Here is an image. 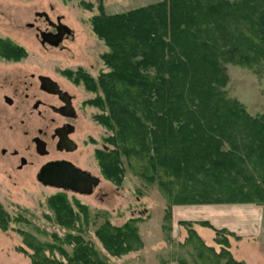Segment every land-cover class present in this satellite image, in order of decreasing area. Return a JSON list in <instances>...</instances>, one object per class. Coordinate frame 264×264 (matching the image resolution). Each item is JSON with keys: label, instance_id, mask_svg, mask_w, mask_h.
Returning <instances> with one entry per match:
<instances>
[{"label": "trees", "instance_id": "1", "mask_svg": "<svg viewBox=\"0 0 264 264\" xmlns=\"http://www.w3.org/2000/svg\"><path fill=\"white\" fill-rule=\"evenodd\" d=\"M91 27L107 47L101 54L106 69L88 86L101 92L95 104L107 145L96 156L104 177L119 184L128 168L169 201L167 215L175 204H264V111L250 114L225 88L227 64L264 71V0H157L100 11ZM25 54V47L0 36V57ZM47 204L46 218L65 233L38 240L19 229L30 252L18 249L31 264H109L81 235L89 223L85 205L76 201L74 208L63 192ZM27 219L0 203L1 229ZM138 221L104 219L94 233L119 256L140 246ZM200 223L213 228L218 250L182 222V245L197 247L179 264H245L229 251L230 232Z\"/></svg>", "mask_w": 264, "mask_h": 264}, {"label": "rangeland", "instance_id": "2", "mask_svg": "<svg viewBox=\"0 0 264 264\" xmlns=\"http://www.w3.org/2000/svg\"><path fill=\"white\" fill-rule=\"evenodd\" d=\"M155 1L157 0H0V36L26 49V54L18 60L0 57V77L31 70L50 72L51 76L59 78L75 94L82 108L75 121L78 147L73 157L99 178L98 184L89 194L39 182L35 173L44 158L35 154L30 140L36 132L29 130L25 133V128L16 122V116L8 109H0V203L11 214L21 210L28 218V222L11 221L8 228H0V264H31L29 256L18 249L22 246L30 252L22 243L19 229L38 240H54L50 235L53 232L59 236L64 235L62 226L46 218L51 214L47 199L57 192L65 193L74 208L76 201L86 206L89 223L81 235L84 240L93 244L109 264H159V258L164 255L188 260L187 254H192L197 247L192 241L177 245L172 240V231L174 235L178 227L183 232L185 225L181 223L182 229L180 225H172L171 211L167 215L169 201L154 185L144 183L128 168L119 184L112 182L102 174L96 156L102 144L107 145L103 139L106 131L97 120L100 108L95 101L101 92L88 86L106 69L101 54L107 47L92 30L91 19L100 11L113 14ZM40 11L46 12L51 19L61 15L73 30L74 37L64 40L62 48L42 49L34 36V29L26 26L27 22L34 20V13ZM226 70L228 81L225 88L228 94L237 98L250 114L264 111V71L256 74L237 64H227ZM2 148L6 150L4 154L1 153ZM13 149L18 151L16 157L10 154ZM19 156L26 159V163L20 168ZM258 205L263 206L258 240L264 243V204ZM132 217L139 220L137 226L140 246L119 256L109 254L95 235V228L104 219L120 225ZM164 240H168L170 244L165 245L162 243ZM66 248L70 249L68 246ZM241 248V252L247 253L244 246ZM174 263L177 264L176 261ZM261 264H264V259Z\"/></svg>", "mask_w": 264, "mask_h": 264}, {"label": "flooded vegetation", "instance_id": "3", "mask_svg": "<svg viewBox=\"0 0 264 264\" xmlns=\"http://www.w3.org/2000/svg\"><path fill=\"white\" fill-rule=\"evenodd\" d=\"M34 14V20L27 22L26 26L34 29V36L42 49L62 48L64 40L74 37L73 30L63 21L61 15L51 19L47 13ZM54 41H57L56 45L50 43ZM81 108L75 94L59 78L51 76L50 72L31 70L23 74L0 77V109H8L16 116V122L25 128V133L29 130L36 132L30 140L35 154L44 159L35 175L49 162L65 161L96 176L73 157L78 147L75 121ZM102 147L105 145L102 144ZM5 152V148H2L1 153ZM10 154L16 157L18 151L13 149ZM22 158L25 161L19 164V168L26 163L24 156H19V161ZM48 176L50 178V174ZM78 188L84 189V183Z\"/></svg>", "mask_w": 264, "mask_h": 264}, {"label": "crops", "instance_id": "4", "mask_svg": "<svg viewBox=\"0 0 264 264\" xmlns=\"http://www.w3.org/2000/svg\"><path fill=\"white\" fill-rule=\"evenodd\" d=\"M149 3V2H148ZM256 203H211V204H176L170 209L172 225H180L182 222L194 223L191 227L200 236L204 244L213 246L218 250L214 241L215 231L213 228L203 225L200 221L209 222L214 228H224L230 232L228 236L229 251L231 255L243 261L245 264H261L264 259V243L258 240L261 231L262 208ZM184 225V224H182ZM184 230L175 229V238L172 231V240L177 245L184 242L187 233V226ZM168 240L162 243L170 244ZM244 246L247 253L241 252ZM167 254V253H166ZM189 259L192 254H187ZM155 258V257H154ZM153 258V259H154ZM159 264H179V261L187 259L172 255H164L159 258ZM170 261V263H169Z\"/></svg>", "mask_w": 264, "mask_h": 264}, {"label": "water", "instance_id": "5", "mask_svg": "<svg viewBox=\"0 0 264 264\" xmlns=\"http://www.w3.org/2000/svg\"><path fill=\"white\" fill-rule=\"evenodd\" d=\"M36 14L46 15V12L40 11ZM54 45L57 41L50 42ZM39 144V142H37ZM24 158L20 160V164L24 163ZM50 174V178L49 175ZM36 179L44 185L71 190L73 192L89 194L92 191V187L96 186L99 182V178L94 176L80 168L72 166L70 163L65 161H52L43 165L38 173ZM84 183L85 188H78L79 185Z\"/></svg>", "mask_w": 264, "mask_h": 264}]
</instances>
